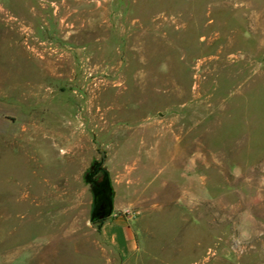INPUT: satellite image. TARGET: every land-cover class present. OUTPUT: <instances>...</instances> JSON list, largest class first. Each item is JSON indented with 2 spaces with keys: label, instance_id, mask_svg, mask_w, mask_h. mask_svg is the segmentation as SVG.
<instances>
[{
  "label": "rangeland",
  "instance_id": "1",
  "mask_svg": "<svg viewBox=\"0 0 264 264\" xmlns=\"http://www.w3.org/2000/svg\"><path fill=\"white\" fill-rule=\"evenodd\" d=\"M0 264H264V0H0Z\"/></svg>",
  "mask_w": 264,
  "mask_h": 264
},
{
  "label": "crops",
  "instance_id": "2",
  "mask_svg": "<svg viewBox=\"0 0 264 264\" xmlns=\"http://www.w3.org/2000/svg\"><path fill=\"white\" fill-rule=\"evenodd\" d=\"M102 238L122 256H128L136 247V241L126 219L121 215L112 218L111 223L102 219Z\"/></svg>",
  "mask_w": 264,
  "mask_h": 264
},
{
  "label": "water",
  "instance_id": "3",
  "mask_svg": "<svg viewBox=\"0 0 264 264\" xmlns=\"http://www.w3.org/2000/svg\"><path fill=\"white\" fill-rule=\"evenodd\" d=\"M93 182L95 184L100 183L103 185V201L99 210H92L91 219L101 220L109 216V214L112 212V190L108 176H100Z\"/></svg>",
  "mask_w": 264,
  "mask_h": 264
},
{
  "label": "flooded vegetation",
  "instance_id": "4",
  "mask_svg": "<svg viewBox=\"0 0 264 264\" xmlns=\"http://www.w3.org/2000/svg\"><path fill=\"white\" fill-rule=\"evenodd\" d=\"M98 166L99 164H95L93 168L90 170V172L87 174L93 185V191H94L93 210L94 209L99 210L103 201V185L100 183L95 184L93 181L97 179V176H107L106 172L104 171L101 173V175L98 174L97 171Z\"/></svg>",
  "mask_w": 264,
  "mask_h": 264
},
{
  "label": "trees",
  "instance_id": "5",
  "mask_svg": "<svg viewBox=\"0 0 264 264\" xmlns=\"http://www.w3.org/2000/svg\"><path fill=\"white\" fill-rule=\"evenodd\" d=\"M93 205H94V203H93Z\"/></svg>",
  "mask_w": 264,
  "mask_h": 264
}]
</instances>
